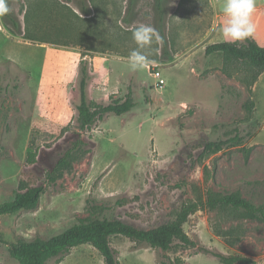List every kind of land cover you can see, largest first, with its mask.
Wrapping results in <instances>:
<instances>
[{
    "label": "rangeland",
    "instance_id": "1",
    "mask_svg": "<svg viewBox=\"0 0 264 264\" xmlns=\"http://www.w3.org/2000/svg\"><path fill=\"white\" fill-rule=\"evenodd\" d=\"M60 1L80 14L79 0ZM86 1L108 25L106 40L94 44L98 51L31 43L12 35L0 16V205L15 198L21 181L45 188L36 210L0 216V264H18L9 255L12 243L52 237L92 211L151 229L174 219L183 203L205 201L209 191L238 192L256 205L264 203V98L254 85L250 115L245 107L249 94L236 79H224L217 70L200 78L195 73L206 61L202 49L211 42L216 10L222 13L224 0ZM6 3L24 23L32 0ZM259 4L264 0H256ZM129 5L132 23L125 24L122 16ZM142 24L159 37L164 33L166 46L154 39L142 51L155 63L132 70L128 57L137 48L132 33ZM82 59L92 72L91 100L105 106L130 97L135 108L120 117L106 114L84 132L91 153L52 184L48 173L79 131ZM182 60L194 65L193 75ZM157 72L165 79L163 89L154 78ZM99 83L106 89L97 92ZM238 133L245 138L242 145L203 154L210 141H227ZM31 141L46 151L33 166L26 164ZM230 228L238 229L241 238L234 246L216 233ZM184 229L197 247L177 243L161 251L125 237H113L112 246L119 264H221L202 248L264 264L263 222L205 209L192 215ZM60 264L105 261L84 245Z\"/></svg>",
    "mask_w": 264,
    "mask_h": 264
},
{
    "label": "trees",
    "instance_id": "2",
    "mask_svg": "<svg viewBox=\"0 0 264 264\" xmlns=\"http://www.w3.org/2000/svg\"><path fill=\"white\" fill-rule=\"evenodd\" d=\"M63 1L68 4L73 2L72 0ZM87 4L89 3L86 0H79L77 9L80 14H78L60 0H32L28 6L24 23L10 11L3 15V23L12 35L24 38L31 43L66 47L82 46L88 51H98L94 44L102 38L106 40L107 34H104V28L108 25L105 21H101V17L97 18L96 8L92 10ZM131 5L122 16V22L125 24L132 23L130 15L133 8ZM161 6L160 2L157 6L160 16L163 15ZM160 34L163 46H166L165 35L162 32ZM216 52L223 54L221 70L224 75L228 79H236L249 94L245 107L250 115L254 114L253 87L264 74V47H260L252 36L241 42H219L208 45L205 49V56ZM78 76L79 104L76 110L79 131L74 133L75 142L48 173L47 180L52 184L63 179L73 169L74 163L83 160L91 153L89 144L82 137L84 132L106 114H115L120 117L135 108V103L130 97L123 102L116 100L105 106L91 100L89 85L92 72L89 63L84 59L81 61ZM244 141L245 138L239 133L227 141H210L204 148L203 154L221 151L226 146L242 145ZM31 143L32 141L26 151V164L33 166L43 158L46 151L34 148ZM44 193L43 185L32 186L21 181L15 192V198L0 205V216L36 210ZM205 209L230 213V215L235 214L244 219L264 223V203L256 205L238 192L209 191L205 201L183 203L174 219L155 228L139 227L120 218L98 216V213L92 211L88 218L78 221L52 237L38 236L34 239H19L9 246V255L18 264H60L71 250L89 245L101 254L105 264H119L117 253L112 246L113 237H125L135 243L147 244L150 248L161 251H170L177 243L185 248H195L197 245L185 232L184 225L192 215ZM216 233L231 246L241 239L238 229L234 228L228 231L218 230ZM202 252L213 255L221 264L253 263L250 258L244 256H228L207 248H202Z\"/></svg>",
    "mask_w": 264,
    "mask_h": 264
},
{
    "label": "clouds",
    "instance_id": "3",
    "mask_svg": "<svg viewBox=\"0 0 264 264\" xmlns=\"http://www.w3.org/2000/svg\"><path fill=\"white\" fill-rule=\"evenodd\" d=\"M256 11V0H224L222 13L226 18L220 28L222 37L231 42H241L253 36L256 26L253 15ZM9 12L6 0H0V16ZM137 48L134 49L128 60L132 70L145 69L155 63L142 51L150 47L153 40L162 39L156 30L149 25H140L132 33Z\"/></svg>",
    "mask_w": 264,
    "mask_h": 264
},
{
    "label": "crops",
    "instance_id": "4",
    "mask_svg": "<svg viewBox=\"0 0 264 264\" xmlns=\"http://www.w3.org/2000/svg\"><path fill=\"white\" fill-rule=\"evenodd\" d=\"M254 14L255 15H253L252 19L254 20L253 23L256 26V30L253 34V37L259 43L260 47H264V5H262V4L256 5V11ZM222 16H223V14L221 12H219L217 9L216 14H215V19H214L215 27H214L213 31L211 32V35H210L211 42L208 43V45L219 43V42L231 43V41L224 39L222 37L221 32H220V28L225 23V22L223 23L221 21ZM206 47H204V49H202V54L204 56H205ZM191 56L192 55L188 53L187 56L185 57V59L188 61V59H190ZM204 58L206 59V61L205 62L203 61V63L199 66L200 68L198 67V69L195 70V73L199 76V77L197 76L198 78H200V76H201L200 74H204L206 72L213 71V70H217V72L221 73L224 79L227 78L221 70V68L223 67V54L221 52L213 53L210 56H205ZM184 61L185 60H182L181 66L186 67L188 65L187 67H189V70H191V73L193 75V71H194L193 66L194 65L192 67H190L189 62H187V61L184 62ZM263 79H264V74L255 83L254 92L257 93L259 91L261 96L264 98V84L262 83ZM105 83H107V82L105 81ZM96 86H97V88H95V89H97V92L102 90V89H106V88H103L106 86L103 84H100V83L97 84ZM94 92L95 91L93 90L92 84L89 85V96L92 97ZM98 94H102V93L99 92ZM263 102H264V100H263ZM10 215H14V214H10Z\"/></svg>",
    "mask_w": 264,
    "mask_h": 264
},
{
    "label": "built area",
    "instance_id": "5",
    "mask_svg": "<svg viewBox=\"0 0 264 264\" xmlns=\"http://www.w3.org/2000/svg\"><path fill=\"white\" fill-rule=\"evenodd\" d=\"M162 73L161 72H157L155 75H154V78L156 79L157 81V86L160 88V89H163L164 86H165V79L162 77Z\"/></svg>",
    "mask_w": 264,
    "mask_h": 264
}]
</instances>
